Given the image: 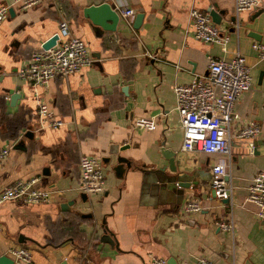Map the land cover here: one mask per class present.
Segmentation results:
<instances>
[{"label": "crops", "instance_id": "obj_1", "mask_svg": "<svg viewBox=\"0 0 264 264\" xmlns=\"http://www.w3.org/2000/svg\"><path fill=\"white\" fill-rule=\"evenodd\" d=\"M101 1L37 0L20 8L14 0H0L12 3L0 21V148L10 145L0 158V188L37 176L38 185L53 189L48 201H0V254L22 244L36 264H142L151 252L177 264H199L200 255L219 264H264V219L246 199L251 178L264 170V59L252 46L254 40L264 41V0L259 8L242 11L235 0H123L134 13L118 10L116 29L99 33L83 9ZM192 6L209 13L228 9L221 23L214 21L228 35L226 49L194 35ZM232 13L237 22L229 19ZM62 19L88 42L92 63L46 83L19 76L18 67ZM237 52L245 55L253 78L235 100L232 129L255 119L262 124L260 133L232 136L227 155L184 149L174 85L206 74L210 56L229 59ZM39 97L62 123L39 124ZM140 116L154 117L156 126L136 124ZM115 144L126 146L111 152ZM163 148L175 153L182 178L192 181L183 193L168 187L160 192L158 183L147 181L148 171L168 161ZM83 153L102 161L103 190L80 188ZM119 153L131 160L121 174L115 168ZM223 156L234 187L229 200L210 190L211 167ZM192 198L202 208L184 213L183 203ZM229 218L233 229L219 226ZM105 232L113 243L101 239Z\"/></svg>", "mask_w": 264, "mask_h": 264}, {"label": "built area", "instance_id": "obj_2", "mask_svg": "<svg viewBox=\"0 0 264 264\" xmlns=\"http://www.w3.org/2000/svg\"><path fill=\"white\" fill-rule=\"evenodd\" d=\"M37 0H14L20 8L32 6ZM124 15L134 13V8L125 6L123 0H106ZM12 3H0V21L7 17ZM262 5V0H235L237 11L255 10ZM191 27L194 35L208 42H218L226 49L228 35L223 34L219 25L214 22L211 14L198 6L190 8ZM55 42L44 47L33 49L28 60L18 67L19 76L33 83H46L52 77L80 71L93 61L88 42L81 36L70 32L66 19L59 22ZM252 46L260 59H264V41L254 40ZM251 65L241 52L229 59L209 57L208 72L198 74L191 81L176 83L174 90L177 101L176 108L183 125L182 147L187 150L201 149L206 152L229 154L231 137H249L258 135L262 124L255 120H246L235 130L232 120L236 117L234 103L240 92L251 87ZM36 112L39 124L56 126L63 122L49 106L47 100L39 97ZM136 124L148 128L156 126L152 116H140ZM10 145L0 148V158L8 155ZM210 190L218 198H230L233 184L229 177L227 156L220 157L212 167ZM38 177L17 178L0 188V201L10 198H20L28 202L48 201L53 197V189L37 184ZM79 186L87 192L103 190L105 174L102 161L95 155L83 153L79 159ZM246 199L255 204V213L264 219V170L257 171L248 184ZM202 208L196 198L185 201L182 205L184 213L198 211ZM219 226L223 229H233L232 218L222 219ZM8 254L17 264H36L29 247L19 244L11 245ZM199 264H219L210 257L200 255ZM142 264H170L167 257L156 253H148Z\"/></svg>", "mask_w": 264, "mask_h": 264}, {"label": "water", "instance_id": "obj_3", "mask_svg": "<svg viewBox=\"0 0 264 264\" xmlns=\"http://www.w3.org/2000/svg\"><path fill=\"white\" fill-rule=\"evenodd\" d=\"M10 10L12 11V8H10ZM83 10L84 14L90 18L91 22L94 24V28L99 33H102L104 29H116L117 23L120 18V13L109 1L103 0L98 3H90L86 5ZM262 11L263 9L258 10V12H256V15L260 14ZM227 12V8H210V14L213 16V20L218 23L222 22L223 15ZM142 16L143 13L141 12L137 15L136 19L141 20ZM229 19L234 22H237V20H239L235 13L230 14ZM232 28L235 29L236 25ZM252 34L254 35V37L261 39V35H259L260 33H258V35L255 32ZM57 36L58 34L54 32L43 42V46L48 47L52 45L55 42ZM124 89H126V85ZM15 95H17V93H13L11 95V98H14ZM29 132L30 131L26 132V134H28ZM125 146L126 145H122L119 147L121 149ZM119 147H117L116 144L113 145L111 148V152H118ZM163 155L168 159L167 163L156 165V168L148 171L147 181H155L156 183H158L157 187L160 192H164L168 187L169 189L173 188L179 191V193H183V188L186 186H190L192 184V181H186V179L182 178L184 174L181 173L180 167L175 160V153L173 151L163 148ZM116 158L118 160V164L115 167L117 173L121 174L126 167L131 166V160L125 155L119 153ZM225 199L229 200L230 198L228 197ZM101 239L109 241L110 243H113L114 241V239L111 237V234L107 232H105L101 236ZM168 260L170 264H177L173 257ZM13 263L14 259L11 256L6 253L0 254V264Z\"/></svg>", "mask_w": 264, "mask_h": 264}]
</instances>
